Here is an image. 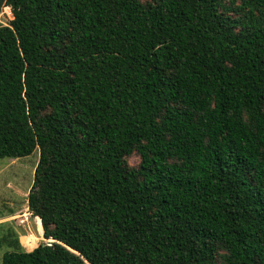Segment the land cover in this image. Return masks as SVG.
Segmentation results:
<instances>
[{
  "label": "trees",
  "instance_id": "16d2710c",
  "mask_svg": "<svg viewBox=\"0 0 264 264\" xmlns=\"http://www.w3.org/2000/svg\"><path fill=\"white\" fill-rule=\"evenodd\" d=\"M2 7L0 158L39 149L54 239L2 264H264V0Z\"/></svg>",
  "mask_w": 264,
  "mask_h": 264
},
{
  "label": "rangeland",
  "instance_id": "374dc122",
  "mask_svg": "<svg viewBox=\"0 0 264 264\" xmlns=\"http://www.w3.org/2000/svg\"><path fill=\"white\" fill-rule=\"evenodd\" d=\"M13 18L10 7L0 9V25H9ZM39 158V149L21 158H0V264L4 255L14 249L10 243L14 238L27 251L48 243L39 218L28 206ZM128 160L137 165L140 156L134 153Z\"/></svg>",
  "mask_w": 264,
  "mask_h": 264
},
{
  "label": "water",
  "instance_id": "95a60500",
  "mask_svg": "<svg viewBox=\"0 0 264 264\" xmlns=\"http://www.w3.org/2000/svg\"><path fill=\"white\" fill-rule=\"evenodd\" d=\"M54 242V239H49L48 244H52Z\"/></svg>",
  "mask_w": 264,
  "mask_h": 264
},
{
  "label": "bare ground",
  "instance_id": "6f19581e",
  "mask_svg": "<svg viewBox=\"0 0 264 264\" xmlns=\"http://www.w3.org/2000/svg\"><path fill=\"white\" fill-rule=\"evenodd\" d=\"M41 220V219H40ZM41 222V221H40ZM41 227H42V222H41ZM42 231H43V227H42V229H41Z\"/></svg>",
  "mask_w": 264,
  "mask_h": 264
}]
</instances>
